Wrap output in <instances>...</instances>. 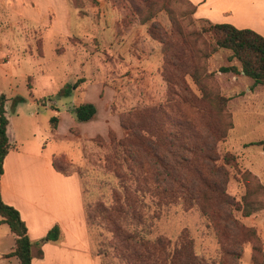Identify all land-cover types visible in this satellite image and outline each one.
I'll use <instances>...</instances> for the list:
<instances>
[{
  "label": "rangeland",
  "instance_id": "1",
  "mask_svg": "<svg viewBox=\"0 0 264 264\" xmlns=\"http://www.w3.org/2000/svg\"><path fill=\"white\" fill-rule=\"evenodd\" d=\"M27 2L0 0V93L6 97L9 138L21 151L44 147L46 155L64 153L72 159L61 158L60 163L80 179L87 241L100 264L122 263L111 254L99 252V243L108 234L87 225L86 214L92 212L96 201L110 198L113 178L104 171L105 157L113 145L110 138H123L119 117L134 109L167 106L170 123L166 132L169 137L171 133L181 134L173 139L176 151L196 165L203 163L200 171L209 180L226 181L225 191L233 204H240L247 192L249 199L264 201V148L249 144L264 139V85H253L242 72L221 71V67L233 64L239 68L236 60H229L225 49L196 58L201 51L211 50L213 40L202 32L207 21L191 13V6L182 0L172 3L186 35L185 43L175 29L170 32L166 11L151 20L167 31L163 35L167 42L162 46L148 35L151 21L141 24L125 0H105L102 5L92 0H35L34 8L27 7ZM195 31L201 33L192 35ZM162 48L167 55L174 48L179 50L181 60L189 62L190 67H183L184 87L188 89V95L183 91L184 102L171 96L174 88L162 79ZM194 70L198 83L190 76ZM73 85L76 87L69 95L60 94ZM201 87L222 96L224 106L217 109L202 99ZM19 97L23 100L15 101ZM84 101L98 108L103 136L84 138L79 128L85 133L91 123L69 120L68 108ZM59 114L62 125L56 139L49 132V118ZM71 121L79 126L70 127ZM180 142L196 144L197 149L187 152ZM79 153L80 162L76 163ZM122 170L126 171L124 164ZM149 213L152 237L161 235L174 241L185 230L194 252L209 260L220 255L221 241L230 248L237 239L245 242L239 248L238 260L226 258L230 264H252L254 245L261 243L264 248V209L249 216L232 210V217L246 228L244 234L225 230L221 220L220 234L213 214L208 216L197 207L185 209L178 202L159 206L152 201ZM44 236L33 243L40 247ZM13 245L14 236L0 217V264H17L16 257H5Z\"/></svg>",
  "mask_w": 264,
  "mask_h": 264
},
{
  "label": "trees",
  "instance_id": "2",
  "mask_svg": "<svg viewBox=\"0 0 264 264\" xmlns=\"http://www.w3.org/2000/svg\"><path fill=\"white\" fill-rule=\"evenodd\" d=\"M125 1L141 24L153 20L158 12L166 11L171 23L170 32L173 33L175 29V34L185 43L186 35L182 33L172 9V3L179 0ZM182 2L191 6V13L195 12L196 7L192 2L189 0ZM206 21L207 25L203 27L202 32L213 40L212 48L208 52L201 51L196 58H206L211 52L220 48L225 49L229 51V60H236L239 68L233 64L221 67V71L243 72L253 80V85H264V36L250 28H237L229 23ZM147 32L152 39L165 46L167 41L163 35H166L167 31L160 29L155 21H151ZM196 33L201 32L195 31L192 35ZM162 53L164 54L162 79L168 86L174 88L171 96L184 102L186 97L183 91L187 94L188 89L184 87L186 72L183 71V67L189 66V62L182 61L180 51L175 48L170 55L165 54L163 48ZM190 76L196 83L199 82L197 70L192 71ZM75 87L76 85L69 86L61 90L60 94L69 95ZM201 98L208 100L217 109L225 104L222 96L211 93L204 87H201ZM22 100L19 97L15 101ZM5 103L6 97L0 93V176L3 173L4 157L15 147L7 136L9 120ZM166 107L158 105L138 108L120 115L119 122L124 129V136L118 140L110 138L113 145L105 157V174L113 178L110 198L98 200L91 206L92 212L86 214V224L94 225L102 230L101 232L108 234L104 241L99 243V252L111 254L122 264H230L226 258L234 257L238 260L241 256L239 248H242L244 241L240 242L237 239V242L231 245L233 248L227 247L221 241L220 255L217 259L209 260L194 252L192 239L185 230L181 231L174 241L161 235L152 237V215L149 213L152 201L159 206L178 202L185 209L197 207L208 216L214 215L218 231L221 220L224 221L222 227L224 226L225 230L243 234L246 228L232 217V210L241 211L243 216H249L264 209V201L249 199V192L242 197L240 204H233L225 191L226 181L209 180L200 171L203 163L196 165L192 159L175 150L176 144L173 139H178L181 134L171 133V137L168 136L166 124L170 122L166 115ZM68 112L76 122H86L95 116L97 108L94 103L86 101L69 107ZM57 122L56 116L49 118L51 132H55ZM249 144L264 148V139ZM180 147L187 152H194L197 149L196 144L188 145L182 142ZM204 157L207 158L208 155ZM61 158L64 157L54 156L52 166L56 171L68 175L71 172L61 166ZM123 164L126 171L122 170ZM0 217L1 223L7 224L14 236V245L5 257H16L18 264H30L32 242L27 227L19 211L6 204L1 195ZM251 231L256 234L254 229ZM219 233L221 234V231ZM61 238V229L55 224L40 242L57 241ZM263 249L261 243L254 245L252 264H264Z\"/></svg>",
  "mask_w": 264,
  "mask_h": 264
},
{
  "label": "crops",
  "instance_id": "3",
  "mask_svg": "<svg viewBox=\"0 0 264 264\" xmlns=\"http://www.w3.org/2000/svg\"><path fill=\"white\" fill-rule=\"evenodd\" d=\"M27 1V7L34 8L35 0ZM96 1L98 5H102L105 0ZM189 1L195 5L194 15L199 19L212 23H229L237 28H250L264 36V0ZM73 8L76 12V8ZM70 22L68 19L67 23ZM76 24L77 21L75 26ZM68 34L71 32L66 35ZM56 117V130L49 132L57 139L62 117L60 114ZM71 118L74 120L69 115V120ZM85 123H91V127L87 128L85 133L79 128L80 135L85 134L84 138L93 137L95 134L104 135V125L98 121V108L95 116ZM76 124L71 121L70 127L79 126ZM9 125L10 121L7 126L8 140L15 147L4 157L0 195L6 204L19 211L27 227L32 242L30 264H100L99 258L90 252V241H87L80 179L75 173L64 175L52 166L54 156H63L70 162L72 159L64 153L50 152L46 155L44 147L32 148L30 152L27 149L19 150L17 143L9 138ZM105 127L108 128V125ZM31 142L35 144L34 141ZM80 158L79 153L76 163L80 162ZM55 224L61 229L60 241H47L40 247L33 243L32 240L44 236Z\"/></svg>",
  "mask_w": 264,
  "mask_h": 264
},
{
  "label": "water",
  "instance_id": "4",
  "mask_svg": "<svg viewBox=\"0 0 264 264\" xmlns=\"http://www.w3.org/2000/svg\"><path fill=\"white\" fill-rule=\"evenodd\" d=\"M243 73V72H242Z\"/></svg>",
  "mask_w": 264,
  "mask_h": 264
}]
</instances>
